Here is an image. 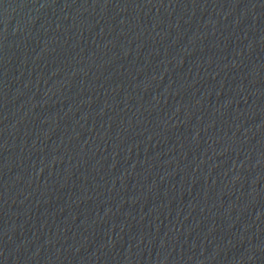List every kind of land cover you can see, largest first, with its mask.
<instances>
[{
    "label": "water",
    "instance_id": "95a60500",
    "mask_svg": "<svg viewBox=\"0 0 264 264\" xmlns=\"http://www.w3.org/2000/svg\"><path fill=\"white\" fill-rule=\"evenodd\" d=\"M0 264H264V0H0Z\"/></svg>",
    "mask_w": 264,
    "mask_h": 264
}]
</instances>
